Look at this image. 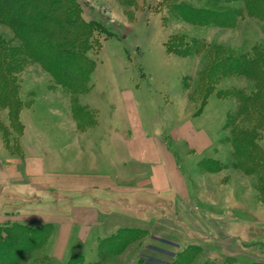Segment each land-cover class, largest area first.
Masks as SVG:
<instances>
[{"label": "rangeland", "instance_id": "1", "mask_svg": "<svg viewBox=\"0 0 264 264\" xmlns=\"http://www.w3.org/2000/svg\"><path fill=\"white\" fill-rule=\"evenodd\" d=\"M77 2L83 18L99 24L95 36L101 43L100 49L89 53L95 69L86 91L73 95L40 65H27L18 76L24 102L18 131L11 128L9 109H0V152L33 155L37 151L34 142L47 137L75 141L88 138L96 149L102 146L101 141L108 146L110 139L129 138L131 116L137 112L143 120L161 119L169 132L177 124L174 113L185 109H195V126L204 128L214 145L209 153H192L189 157L176 150L195 194L183 215L168 209L164 218L161 203L150 197L140 199L133 207L129 201L101 195L98 205L104 212L102 224L87 243L73 241L68 255L58 259L52 253L53 234L38 256L50 260L45 264H65L72 255L79 254L93 264L103 239L122 229L137 228L148 235L104 264H169L177 252L190 245L203 248L201 261L220 263L226 257H237L240 264L264 263V199L257 178L234 168L210 174L200 166L202 161L228 164L233 151L221 138L228 135L223 127L238 103L218 98L217 92L231 88L251 91L252 84L241 77L220 81L200 113L202 97L197 85L206 64L204 53L179 57L165 46L171 36L184 34L209 45L248 52L257 44L264 45V21L245 13L234 28L198 27L170 18L163 0ZM237 5L243 7L242 3ZM0 34L7 40L13 38L4 26H0ZM16 203L12 210L23 205ZM146 204L151 208H145ZM31 263L29 259L25 264Z\"/></svg>", "mask_w": 264, "mask_h": 264}, {"label": "trees", "instance_id": "2", "mask_svg": "<svg viewBox=\"0 0 264 264\" xmlns=\"http://www.w3.org/2000/svg\"><path fill=\"white\" fill-rule=\"evenodd\" d=\"M170 18L198 27L234 28L245 13L264 21V0H163ZM237 3H242L238 6ZM168 17H165V23ZM0 26L13 34L7 40L0 34V109H9L11 128L20 129L19 115L24 107L18 76L29 64H38L73 95L84 93L95 62L89 53L100 49L95 36L97 22H88L77 0H0ZM166 48L179 57L204 53L205 67L198 79L197 92L202 97L200 113L224 79L241 77L252 90L231 88L218 91L221 99L238 103L229 112L221 142H229L233 151L228 164L202 161V171L216 174L230 168L257 178V188L264 199V45L248 52H235L220 45H209L199 38L176 34ZM6 134V132H5ZM56 228L51 223L27 224L5 222L0 225V264H45L50 260L38 254L49 243ZM148 232L137 228L122 229L103 239L96 248L93 264H104L124 254ZM202 247L190 245L176 253L169 264H240L237 257L222 262L204 260ZM65 264H90L83 255H72ZM247 264H264L249 262Z\"/></svg>", "mask_w": 264, "mask_h": 264}, {"label": "crops", "instance_id": "3", "mask_svg": "<svg viewBox=\"0 0 264 264\" xmlns=\"http://www.w3.org/2000/svg\"><path fill=\"white\" fill-rule=\"evenodd\" d=\"M186 110L174 113L177 124L169 132L161 119L143 120L137 112L129 138L110 139L108 146L101 141L96 149L88 138L47 137L34 142L33 155L0 152V225L12 219L53 224L52 253L63 259L73 241L87 243L102 224L101 195L133 207L150 197L161 203L164 218L168 209L183 215L195 194L177 152L204 155L214 145L210 134L195 126V109ZM16 200L23 205L12 210Z\"/></svg>", "mask_w": 264, "mask_h": 264}, {"label": "bare ground", "instance_id": "4", "mask_svg": "<svg viewBox=\"0 0 264 264\" xmlns=\"http://www.w3.org/2000/svg\"><path fill=\"white\" fill-rule=\"evenodd\" d=\"M227 237V236H226Z\"/></svg>", "mask_w": 264, "mask_h": 264}]
</instances>
